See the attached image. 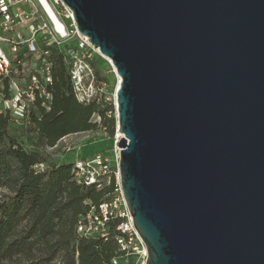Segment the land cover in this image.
<instances>
[{
	"label": "water",
	"instance_id": "1",
	"mask_svg": "<svg viewBox=\"0 0 264 264\" xmlns=\"http://www.w3.org/2000/svg\"><path fill=\"white\" fill-rule=\"evenodd\" d=\"M109 59L146 264H264V0H63Z\"/></svg>",
	"mask_w": 264,
	"mask_h": 264
},
{
	"label": "trees",
	"instance_id": "2",
	"mask_svg": "<svg viewBox=\"0 0 264 264\" xmlns=\"http://www.w3.org/2000/svg\"><path fill=\"white\" fill-rule=\"evenodd\" d=\"M53 60L50 109L38 101L30 112L35 139L56 147L66 136L96 129L98 115L113 145L114 100L80 101L64 54L53 52ZM16 124L0 106V264H134V254L126 255L118 242L123 218L107 223V238L78 231L83 216L113 197L116 176L100 188L78 183L74 161L51 165L39 149L23 146L11 131ZM40 163L47 164L45 171H37Z\"/></svg>",
	"mask_w": 264,
	"mask_h": 264
},
{
	"label": "built area",
	"instance_id": "3",
	"mask_svg": "<svg viewBox=\"0 0 264 264\" xmlns=\"http://www.w3.org/2000/svg\"><path fill=\"white\" fill-rule=\"evenodd\" d=\"M51 13L59 14L67 28L57 29L48 16ZM73 34L81 39L83 48L84 44L92 46L89 39L78 31L74 13L63 0H0V106L1 111L11 114L15 123L30 122V112L38 101L50 109L53 100L50 90L54 66L52 46L68 40ZM29 56L38 57L39 65L33 70L25 68L30 61ZM69 68L77 97L84 101L83 78L78 63L70 64ZM25 70L30 73L29 79L17 81L14 76ZM114 99L116 102V96ZM120 139L121 135L114 138L109 153L94 151L74 160L75 178L80 184L100 188L113 175L117 178L116 195L83 216L78 231L85 236L107 238V223L121 217L124 220L117 227L124 234L118 239L121 249L126 251V255H138L140 264H146L148 248L134 226L121 191ZM114 167L117 169L114 170ZM46 168V163H40L37 171L42 172ZM114 262L117 263V260Z\"/></svg>",
	"mask_w": 264,
	"mask_h": 264
},
{
	"label": "rangeland",
	"instance_id": "4",
	"mask_svg": "<svg viewBox=\"0 0 264 264\" xmlns=\"http://www.w3.org/2000/svg\"><path fill=\"white\" fill-rule=\"evenodd\" d=\"M52 47L53 52L64 54L68 65L72 64L73 66V64L78 63V70L82 73L83 78L84 100L93 98L107 102L115 100L119 77L109 59L102 56L93 46L84 44L83 48L81 39L74 34L68 40L57 43ZM28 58L30 61H28V65H25V68L27 69L28 67L30 70L37 68L39 65L38 57L29 56ZM29 76V71L25 70L14 77L17 81L23 82L28 80ZM80 99H82L81 96ZM109 115L115 116L117 123L116 109L115 113L110 112ZM93 121L99 123L96 129L66 136L53 148L44 146L35 139V133L30 122L17 123L11 127V131L25 148L28 150L39 149L51 165H58L74 161L78 156L87 155L94 151H111L113 146L111 145L112 139L107 128L101 124V118L98 115L93 117ZM114 138H119L117 126ZM69 146L71 150H67ZM113 169L116 170L117 168L114 167ZM115 195L113 194V196ZM128 258L126 257V262ZM129 260L133 261L134 264H140L138 255H133L132 259Z\"/></svg>",
	"mask_w": 264,
	"mask_h": 264
},
{
	"label": "bare ground",
	"instance_id": "5",
	"mask_svg": "<svg viewBox=\"0 0 264 264\" xmlns=\"http://www.w3.org/2000/svg\"><path fill=\"white\" fill-rule=\"evenodd\" d=\"M48 16L51 19L53 25L57 29L61 30L63 27L67 28L66 22L64 21V19L59 14L56 13V14L53 15L51 13V15H48ZM119 80H120V78H119ZM119 135H121L120 132H119Z\"/></svg>",
	"mask_w": 264,
	"mask_h": 264
}]
</instances>
